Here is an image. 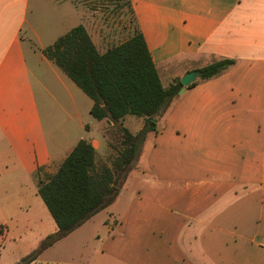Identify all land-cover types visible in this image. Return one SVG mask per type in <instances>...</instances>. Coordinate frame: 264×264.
<instances>
[{"label":"crops","instance_id":"obj_1","mask_svg":"<svg viewBox=\"0 0 264 264\" xmlns=\"http://www.w3.org/2000/svg\"><path fill=\"white\" fill-rule=\"evenodd\" d=\"M36 1L0 0L6 122L39 119L20 37ZM130 1L160 78L174 67L173 79L181 77L213 59L235 63L177 94L147 133L142 162L133 168L136 193L99 238L97 250L108 258L102 264H264V0ZM90 142L97 155L100 141ZM56 158L33 148L27 161L34 173ZM0 163L8 167V159Z\"/></svg>","mask_w":264,"mask_h":264},{"label":"rangeland","instance_id":"obj_2","mask_svg":"<svg viewBox=\"0 0 264 264\" xmlns=\"http://www.w3.org/2000/svg\"><path fill=\"white\" fill-rule=\"evenodd\" d=\"M121 1L37 0L28 9L20 37L34 76L33 91L39 119L34 122L0 119V157L8 159V167L0 163V223L4 227L0 231V264L20 261L56 229L37 190L32 193L35 177L45 180L58 167L59 158L62 161L82 138L100 141L97 167L110 165L116 155V128L90 114L92 100L43 50L52 46L59 35L79 24L87 29L100 52L122 42L132 34L135 22L127 6L120 5ZM39 55L49 59L48 66L39 62ZM178 74V68H172L169 74L162 75V84L166 86ZM141 125L142 120L135 115H128L124 122L132 133L137 132ZM146 143L140 145L138 156L113 200L67 236L42 250L33 264L108 262V258L97 250L99 238H106L136 193L140 178L137 173L133 174V168L139 164ZM33 148L39 154L50 151L57 155V160L45 169H35L33 173L27 161ZM129 173L132 174L129 176ZM36 182L38 186L39 181ZM232 240L236 239L232 236Z\"/></svg>","mask_w":264,"mask_h":264},{"label":"trees","instance_id":"obj_3","mask_svg":"<svg viewBox=\"0 0 264 264\" xmlns=\"http://www.w3.org/2000/svg\"><path fill=\"white\" fill-rule=\"evenodd\" d=\"M120 5L127 6L135 22L131 1L122 0ZM43 52L92 100L90 114L116 128L118 143L111 164L97 167L94 146L84 138L79 139L54 172L45 180L38 179L37 193L56 229L15 264L34 260L42 250L67 236L113 200L147 133L157 130L158 118L182 86L180 77L166 86L162 84L136 22L128 38L103 52L82 24L59 35ZM234 63L232 58H218L196 68L199 77L187 88L198 80L220 75ZM126 115L142 118L137 132L132 133L124 126ZM2 228L0 225V231Z\"/></svg>","mask_w":264,"mask_h":264},{"label":"water","instance_id":"obj_4","mask_svg":"<svg viewBox=\"0 0 264 264\" xmlns=\"http://www.w3.org/2000/svg\"><path fill=\"white\" fill-rule=\"evenodd\" d=\"M199 77V72L192 70L186 72L180 77V82L182 84L181 88L178 91V94H181L192 81L196 80Z\"/></svg>","mask_w":264,"mask_h":264}]
</instances>
